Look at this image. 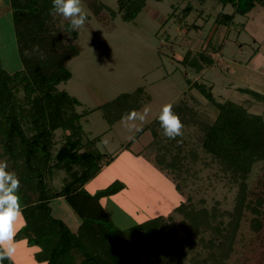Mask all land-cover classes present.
Wrapping results in <instances>:
<instances>
[{"label":"trees","instance_id":"obj_1","mask_svg":"<svg viewBox=\"0 0 264 264\" xmlns=\"http://www.w3.org/2000/svg\"><path fill=\"white\" fill-rule=\"evenodd\" d=\"M83 1L104 25L105 17L116 15L123 21H132L146 5V0H116L112 9L101 0ZM216 1L232 7L231 13H217L216 24L229 25L234 22L235 14L244 15L256 5L264 7V0ZM7 3L21 68L7 71L0 67L3 151L0 157L7 160L8 170L14 171L20 180L23 224L15 239L23 236L28 246L37 248L33 258L43 264H160L163 260L187 264L188 247L198 241L206 254L202 258L191 256L188 264H225L242 214L248 211L249 228L255 234L248 248L252 254L247 253L237 264H264V95L249 88H236L263 104L262 113H255L249 110L253 102L249 98L239 102L218 100L210 86L191 82L206 99L213 116L202 114L184 99L172 104L183 125H194L199 132V146L184 153L185 142L180 136L175 139L164 136L166 141L162 142L157 132L158 128L162 130L157 116L143 128L151 130L153 138L149 145L157 151L154 161L162 170L176 174L186 170L183 160L201 159L199 149L209 156L223 177L236 186L231 210H221L217 204L209 209L197 207L189 197L188 202L176 205L173 210L183 216L178 226H189L187 248L177 241L172 230L177 224L170 215H157L134 227L120 229L114 225L101 199L122 189L123 182L114 180L94 193L83 188L109 164L112 156L96 149L98 136L85 137L82 115L76 109L80 103L77 98L57 88L71 76L67 62L82 51L78 31H72L68 21L53 12L51 0H7ZM190 10L187 4L180 13L186 16ZM36 48L38 52L34 51ZM189 53L188 50L182 62L196 72L217 63L205 47L192 57ZM149 99L144 89L138 87L119 93L100 108L106 122L112 125L140 109L142 102ZM57 131L61 132L59 138ZM179 139L180 143L175 144ZM256 163H260L259 172L249 185L247 179ZM58 177L59 184L55 182ZM175 188L180 190V183H175ZM57 197H62L80 219L75 231L52 214L50 202ZM205 232L210 237L203 242L201 235ZM137 253L143 256L142 260ZM3 264L14 262L5 260Z\"/></svg>","mask_w":264,"mask_h":264},{"label":"rangeland","instance_id":"obj_2","mask_svg":"<svg viewBox=\"0 0 264 264\" xmlns=\"http://www.w3.org/2000/svg\"><path fill=\"white\" fill-rule=\"evenodd\" d=\"M101 1L112 9L116 6V0ZM82 4L90 16L85 26L77 30L82 51L67 62L71 76L60 82L57 88L77 98L80 103L76 109L82 115L85 137L98 136L96 149L112 156L109 164L103 166L83 188L94 193L114 180L123 182L122 189L101 199L111 213L114 225L127 229L157 215H170L177 224L172 229L177 241L187 248L189 226H178L183 216L173 208L180 202H188L189 197L197 207L209 209L217 204L221 210H231L236 186L223 177L217 164L210 162L209 156L200 149L201 159L195 162L189 158L183 160L186 170L176 174L169 169H160L154 161L157 151L149 145L153 138L151 130L143 128L152 122L164 104H175L180 99L212 117L206 99L191 85L193 81L210 86L218 100L239 102L249 98L253 101L250 110L261 112V102L236 88H249L264 95V7L256 5L244 15L235 14L234 22L226 25L216 24L214 20L220 11L231 13L230 4L223 6L216 0H146L145 7L134 20L123 21L116 15L114 18L105 17L104 25L91 14L83 0ZM187 4L191 10L182 16L180 12ZM204 47L217 62L213 66L196 72L182 62L188 50L192 57ZM0 67L7 71L21 68L7 0H0ZM138 87H142L150 99L142 102L140 109L134 112L142 113L145 107L150 111L141 131L130 141L128 136L131 133L123 127L122 119L109 125L100 106L119 93ZM157 132L162 142L166 141L160 128ZM60 136L61 132L57 131L56 137ZM180 138L185 142L183 153L190 147L199 146V132L194 125L184 126ZM0 152L3 154L1 147ZM167 159H170L169 155ZM259 165H253L247 179L249 185L254 183ZM55 182L59 184L60 177ZM175 183H180V190L175 188ZM250 217L248 211L243 212L225 264H237L247 253L252 254L248 248L255 234L249 228ZM65 221L71 224L67 218ZM22 224L20 221L18 228ZM201 236L206 242L210 234L205 232ZM16 242L14 262L37 264L30 257L37 248L28 246L23 236H19ZM188 250L187 264L191 256L202 258L206 254L198 241ZM137 255L143 259L140 253ZM160 264L170 263L163 260Z\"/></svg>","mask_w":264,"mask_h":264},{"label":"clouds","instance_id":"obj_3","mask_svg":"<svg viewBox=\"0 0 264 264\" xmlns=\"http://www.w3.org/2000/svg\"><path fill=\"white\" fill-rule=\"evenodd\" d=\"M52 10L68 21L72 31L85 26L88 16L82 0H51ZM34 51H39L38 48ZM41 58L43 55L41 54ZM149 108L141 112H132L122 118V125L131 134L128 140H134L135 134L141 131ZM156 119L168 139H175L183 135L184 125L177 113L173 111L171 103L164 104ZM139 122V123H138ZM20 180L14 171L8 170L7 160H0V264L5 260L11 261L17 251L16 236L18 224L23 219L21 197L19 195Z\"/></svg>","mask_w":264,"mask_h":264},{"label":"crops","instance_id":"obj_4","mask_svg":"<svg viewBox=\"0 0 264 264\" xmlns=\"http://www.w3.org/2000/svg\"><path fill=\"white\" fill-rule=\"evenodd\" d=\"M243 100V99H242ZM253 105V104H252ZM251 105V106H252ZM251 109V107L249 108V110ZM251 111V110H250ZM253 112V111H252ZM255 113H262L261 112H255ZM102 202V200H101ZM103 203V202H102ZM51 205V210H52V214L57 217L62 219L64 222L65 219L67 218L68 220H70L69 222H71V224L69 225L67 222L66 224L68 225V227L72 230L75 231L78 227V225L80 224V219L71 211V209L68 207V205L66 204L65 200L62 197H57L55 199H53L50 202ZM104 205V204H103ZM23 206V203L21 202V207ZM106 208V207H105ZM107 209V208H106ZM108 210V209H107ZM65 218V219H64ZM21 223H23V221L21 220ZM28 248V247H27ZM29 249V248H28ZM31 249V248H30ZM33 257V252H31V256ZM34 259V258H33ZM13 262L15 261L14 257H13ZM35 260V259H34ZM37 262V261H36ZM14 264H16L14 262ZM36 264V263H34ZM37 264H43V263H39L37 262Z\"/></svg>","mask_w":264,"mask_h":264}]
</instances>
